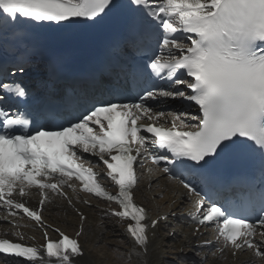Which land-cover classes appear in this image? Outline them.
I'll return each instance as SVG.
<instances>
[{
  "label": "snow or ice",
  "instance_id": "6c2138e0",
  "mask_svg": "<svg viewBox=\"0 0 264 264\" xmlns=\"http://www.w3.org/2000/svg\"><path fill=\"white\" fill-rule=\"evenodd\" d=\"M130 3L136 6L134 11L143 27L140 38L154 35L161 50L160 55L154 54L142 68L130 73L134 84L146 85L138 102L101 101L78 118L67 119V110L79 101L65 94L60 103L41 105L45 123L33 127L35 120L27 107L12 111L29 97L28 90L14 80L0 82V207L22 210L44 226L40 210L30 209L14 195L25 197L36 189L42 209L50 193L67 198L65 187L75 192L72 182L76 181L83 192L118 206L110 215L120 223L128 222L126 233L133 241L129 258L147 264L149 229L159 220L146 223L145 208L134 202L138 184L134 166L143 167L145 161L157 166L163 162L162 171L170 179L179 177L183 188L196 197L192 221L216 225L221 245L217 251L231 248L235 255L247 248L264 261V245L253 240L257 221L264 228V0ZM112 7L114 0H0V29L20 23L63 27L77 18L95 20ZM26 63L22 60L16 72L24 73ZM154 77L184 87L165 89ZM108 90L113 96L120 95L116 86ZM158 98L186 101L189 107L194 104L199 115L189 116L183 107L155 111L148 101ZM165 118H170L171 127L159 123ZM83 153L99 156L116 194L104 187V177L93 170ZM228 155L258 161L255 171L260 180L249 196V215H237L227 201H211L208 192L187 179L199 176L207 186L212 177L206 169ZM15 214L9 211V215ZM250 217L255 219L249 222ZM81 232L77 238L60 232L58 241L47 240L45 232L43 250L0 239V264H8L9 257L23 258L27 264H77V258L84 255L78 241ZM260 236L264 239V231ZM191 264H206V258Z\"/></svg>",
  "mask_w": 264,
  "mask_h": 264
},
{
  "label": "bare ground",
  "instance_id": "6f19581e",
  "mask_svg": "<svg viewBox=\"0 0 264 264\" xmlns=\"http://www.w3.org/2000/svg\"><path fill=\"white\" fill-rule=\"evenodd\" d=\"M170 119V118H168ZM150 188V192L148 191ZM136 202L145 208L150 222L159 220L155 228L149 229V247L147 264H175L173 260H196L206 258V264H264L260 258L254 257L249 251L237 252L233 255L229 249L217 254L215 250L200 247L202 241H210L208 229H201V235L194 234L193 227L183 218L191 207V201L186 192L175 182L168 180L161 174L150 175L141 180L134 192ZM50 199L41 206L40 198L36 193H30L26 200L33 208L41 209L44 224L57 227L67 235L77 238L83 248V257L77 258V264H137L135 258H129V251L133 241L126 233L127 221L120 223L119 218L110 215V208L103 203H95L92 200L90 206L82 203L81 196L66 193L67 198L49 195ZM157 202V210L153 198ZM151 198V200H150ZM149 200L151 201L149 203ZM71 201V202H69ZM152 205V206H151ZM81 214L84 219H81ZM167 217V220L160 219ZM175 228L172 236L165 234L168 227ZM20 231H19V230ZM172 230V229H170ZM41 231V230H40ZM47 234L48 231L46 230ZM31 233L35 237L31 235ZM0 236L26 241L28 244L41 248V234L34 224L18 215H9V211L0 209ZM125 247V254L116 250V247ZM220 246L219 243H214ZM167 248L169 251L167 252ZM193 250L197 258L184 252ZM262 250V249H261ZM170 254H174L173 258ZM167 256V257H164ZM27 264L22 261H10L8 264ZM177 262V261H176Z\"/></svg>",
  "mask_w": 264,
  "mask_h": 264
},
{
  "label": "rangeland",
  "instance_id": "374dc122",
  "mask_svg": "<svg viewBox=\"0 0 264 264\" xmlns=\"http://www.w3.org/2000/svg\"><path fill=\"white\" fill-rule=\"evenodd\" d=\"M148 191L150 192V188L148 187ZM135 198H136V195H135ZM153 198V200H155L154 201V203H155V205L150 201L151 200V198H150V200H149V203L151 202V204L153 205V207L155 208V206H157V202H156V199L154 198V197H152ZM137 199V198H136ZM151 205V206H152ZM86 206V205H85ZM157 208H158V206L155 208L156 210H157ZM170 229H172V230H170ZM174 229L175 228H173V226L170 228V227H168L167 228V232H165V234H167L168 236H172V233L174 232ZM19 230V229H18ZM20 231V230H19ZM41 234V233H40ZM31 235L33 236V237H35V233H34V235L31 233ZM122 244V243H121ZM120 248H118V247H116V250H118L120 253H123V254H125V252H126V250H125V247L123 246V244H122V248H121V250H119ZM167 252H172V251H169L168 250V248H167ZM186 253H188L191 257H193V258H197V256L195 255V253H194V251L193 250H190V251H187V252H184L183 253V256H186ZM170 256L173 258V256H174V254H170ZM164 257H167V256H164ZM174 262H175V264H191V262L192 261H188V260H183V262H181L180 260H173ZM177 261V262H176ZM171 263H173V262H170V264Z\"/></svg>",
  "mask_w": 264,
  "mask_h": 264
}]
</instances>
